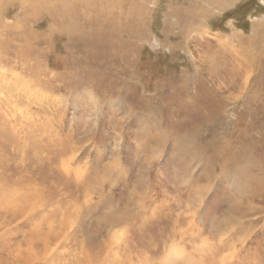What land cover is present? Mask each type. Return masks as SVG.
<instances>
[{"label": "rangeland", "instance_id": "1", "mask_svg": "<svg viewBox=\"0 0 264 264\" xmlns=\"http://www.w3.org/2000/svg\"><path fill=\"white\" fill-rule=\"evenodd\" d=\"M53 1L0 0V264H264V0Z\"/></svg>", "mask_w": 264, "mask_h": 264}, {"label": "bare ground", "instance_id": "2", "mask_svg": "<svg viewBox=\"0 0 264 264\" xmlns=\"http://www.w3.org/2000/svg\"><path fill=\"white\" fill-rule=\"evenodd\" d=\"M50 1H51V0H50ZM56 1H57V0H56ZM58 1H59V0H58ZM52 2L54 3L53 0H52ZM61 2H65V0H64V1L61 0ZM88 2H89V1H88ZM47 3H48V2H47ZM53 3H52V4H53ZM57 3H58V2H57ZM95 3H96V2H95ZM63 4H64V3H63ZM65 4H66V2H65ZM89 4H90V2H89ZM89 4H88V5H89ZM108 4H111V2H109ZM49 5H50V4H49ZM56 5H57V4H56ZM58 5H59V3H58ZM68 5H69V4H68ZM70 5H71V4H70ZM88 5H87V6H88ZM62 6H64V5H62ZM65 6L67 7V5H65ZM65 6H64V7H65ZM60 7H61V6H60ZM69 7H70V6H69ZM72 7H73V5H72ZM76 7H77V6H76ZM84 7H85V6H84ZM48 8H50V6H49ZM54 8H55V7H54ZM86 8H87V7H86ZM92 8H93V7H92ZM55 9H56V8H55ZM64 9H67V8H64ZM72 9H73V8H71V10H72ZM84 10H85V9H84ZM64 11H68V10H64ZM74 11H75V10H74ZM61 13H62V12H61ZM63 14H64V13H63ZM66 14H67V13H66ZM68 14H69V13H68ZM59 15H60V14H59ZM61 16H62V15H61ZM64 17L67 18V17L65 16V14H64ZM65 18H64V19H65ZM108 35H109V34H108ZM248 157H249V156H248ZM233 203H234V202H233ZM173 251L175 252L174 249H173Z\"/></svg>", "mask_w": 264, "mask_h": 264}]
</instances>
